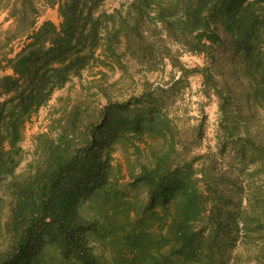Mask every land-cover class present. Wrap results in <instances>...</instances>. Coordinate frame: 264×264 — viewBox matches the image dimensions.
Wrapping results in <instances>:
<instances>
[{
	"label": "trees",
	"instance_id": "trees-1",
	"mask_svg": "<svg viewBox=\"0 0 264 264\" xmlns=\"http://www.w3.org/2000/svg\"><path fill=\"white\" fill-rule=\"evenodd\" d=\"M103 1L0 0L11 19L0 68L12 70L0 76V264H264V0H128L112 11ZM43 7L57 9L58 24L36 26ZM173 44L203 54L220 152L234 146L236 167L180 140L163 109L177 79L124 100L103 91L104 103L65 104L15 173L25 124L56 89L107 58L149 71L167 60L184 73ZM222 65L247 83L237 97L246 107L216 77ZM189 131L200 139L202 120ZM116 145L136 153L126 183L111 162Z\"/></svg>",
	"mask_w": 264,
	"mask_h": 264
},
{
	"label": "rangeland",
	"instance_id": "rangeland-1",
	"mask_svg": "<svg viewBox=\"0 0 264 264\" xmlns=\"http://www.w3.org/2000/svg\"><path fill=\"white\" fill-rule=\"evenodd\" d=\"M125 1L128 0H104L100 9L112 11ZM59 21L58 16L56 23H59ZM17 41H14L10 46L9 54L13 50L18 51L15 45ZM172 48L179 50V61L186 72L183 73L180 68L173 66L167 60L158 69L149 71L140 68L139 64L128 56L122 58L120 64L111 63L110 59L107 58L105 59L106 63L109 61L107 65L99 62L93 64L83 70L81 76L72 77L64 87L56 89L50 99L39 107L25 124L22 140L18 144L20 151L15 156L17 161L14 168L15 173H20L27 168L28 163L34 157L35 135L49 128V125L53 123L52 120L59 115L58 109L65 104L71 106L78 101H86L98 105L106 100L104 92L113 100H124L132 95L140 94L146 83L151 87L166 89L177 79L180 80V83L172 94L165 97L163 109L177 124L180 140L189 142L191 154L208 153L217 158L218 167H225L228 162L233 163V166L236 167L238 159L234 157V146H226L224 153L220 152L218 142L221 119L218 108L219 99L213 89L210 90L209 94L205 93L203 77L197 68L204 66L206 63L203 54L188 52L183 48L181 49L178 44H173ZM220 71H222V74L214 73L216 77L226 80L227 85L232 88L235 105L246 107L245 102L237 98L244 96L241 91L247 85L245 80L240 81L235 76L230 75L225 65L221 66ZM200 120H202V135L200 139L192 141V133L189 128L196 126ZM254 128V125H250L251 130H254ZM135 144L140 146L142 150L140 157L143 158L145 146L142 142L136 141ZM135 157L136 153H134L133 147L129 145L126 148L122 145L115 146L111 153V162L116 168L115 176L119 183L129 181V172L134 168ZM195 165L198 166L199 162H196ZM3 183L4 180H0V195L2 196H4ZM132 194L131 192L130 195ZM95 251L105 252L99 245H96ZM238 264L244 263L239 261Z\"/></svg>",
	"mask_w": 264,
	"mask_h": 264
},
{
	"label": "crops",
	"instance_id": "crops-1",
	"mask_svg": "<svg viewBox=\"0 0 264 264\" xmlns=\"http://www.w3.org/2000/svg\"><path fill=\"white\" fill-rule=\"evenodd\" d=\"M57 9L55 7H43L41 14L39 16V23H41L43 20H51L52 22L56 23V20H58V14ZM60 18V17H59ZM11 23V19L8 17L7 11L0 9V30L7 28ZM17 50H13L11 54H8V56H13L16 53ZM12 70L9 67L0 68V76L3 74H11Z\"/></svg>",
	"mask_w": 264,
	"mask_h": 264
},
{
	"label": "built area",
	"instance_id": "built-area-1",
	"mask_svg": "<svg viewBox=\"0 0 264 264\" xmlns=\"http://www.w3.org/2000/svg\"><path fill=\"white\" fill-rule=\"evenodd\" d=\"M39 24V20H37V22H36V26ZM21 44H22V40L21 41H17V43L15 44L16 45V47L19 49L20 48V46H21Z\"/></svg>",
	"mask_w": 264,
	"mask_h": 264
}]
</instances>
